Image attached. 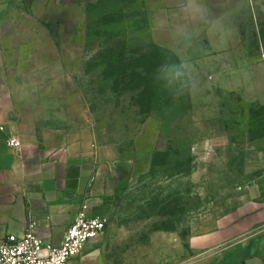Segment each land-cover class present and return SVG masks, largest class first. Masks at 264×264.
Segmentation results:
<instances>
[{"label": "rangeland", "instance_id": "rangeland-1", "mask_svg": "<svg viewBox=\"0 0 264 264\" xmlns=\"http://www.w3.org/2000/svg\"><path fill=\"white\" fill-rule=\"evenodd\" d=\"M181 2L0 0L13 118L130 169L99 214L106 264H219L221 248L264 230V0H201L203 21ZM151 44L194 64L193 94L147 81Z\"/></svg>", "mask_w": 264, "mask_h": 264}, {"label": "crops", "instance_id": "crops-1", "mask_svg": "<svg viewBox=\"0 0 264 264\" xmlns=\"http://www.w3.org/2000/svg\"><path fill=\"white\" fill-rule=\"evenodd\" d=\"M6 83L7 66L0 61V245L9 236L24 235L35 222L36 233L58 247L83 204L91 216L107 210L109 197L126 187L130 169L103 159L91 144L69 139L64 131L25 130L12 116ZM11 135L22 142L20 148L9 145ZM103 235L71 263L106 264ZM217 257L219 264H264V230L221 248Z\"/></svg>", "mask_w": 264, "mask_h": 264}, {"label": "built area", "instance_id": "built-area-1", "mask_svg": "<svg viewBox=\"0 0 264 264\" xmlns=\"http://www.w3.org/2000/svg\"><path fill=\"white\" fill-rule=\"evenodd\" d=\"M9 145L20 148L22 142L11 135ZM36 225L31 222L24 235L9 236L0 245V264H72V259L83 254L89 242L105 233L108 220L104 216L89 215V205L83 204L58 247L46 243L36 233Z\"/></svg>", "mask_w": 264, "mask_h": 264}, {"label": "clouds", "instance_id": "clouds-1", "mask_svg": "<svg viewBox=\"0 0 264 264\" xmlns=\"http://www.w3.org/2000/svg\"><path fill=\"white\" fill-rule=\"evenodd\" d=\"M179 12L187 19L203 21L206 19V7L201 0H182L178 5ZM186 25H178L177 30H186ZM219 38L224 41L227 38V30L221 26ZM155 81L174 99L186 94H193L198 88L196 68L189 60L180 59L179 62L165 61L157 66Z\"/></svg>", "mask_w": 264, "mask_h": 264}, {"label": "trees", "instance_id": "trees-1", "mask_svg": "<svg viewBox=\"0 0 264 264\" xmlns=\"http://www.w3.org/2000/svg\"><path fill=\"white\" fill-rule=\"evenodd\" d=\"M119 49H121V50H119L118 52H120L121 54H124V53H126V49H127V46H126V44L124 43V45L122 46V47H120ZM150 49L151 50H153V53H151L152 55H155V57L154 58H152V55H151V58L152 59H155V61H157V62H159L160 64H163V62H162V60L161 59H159V57L156 55V53L155 52H158V53H162V54H170V55H172L173 56V58L175 59V61L178 63L179 62V59L175 56V55H173V54H171V52L170 51H168V50H166V49H162V48H159L157 45H155V44H151L150 45ZM158 64V63H157ZM159 64V65H160ZM122 66H124V64L122 63L121 65H114V64H111V65H108L107 66V68H105V72H108L110 69H117V68H121ZM156 65H153V67H155ZM154 73L148 78V82H150V83H152V80L153 81H155V79H154ZM150 94H151V92H150ZM149 94V95H150ZM147 97H146V94L143 96V99H142V101L143 100H145Z\"/></svg>", "mask_w": 264, "mask_h": 264}]
</instances>
